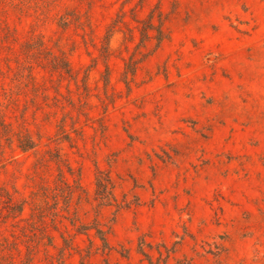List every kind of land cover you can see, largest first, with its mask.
Instances as JSON below:
<instances>
[{"label": "rangeland", "instance_id": "obj_1", "mask_svg": "<svg viewBox=\"0 0 264 264\" xmlns=\"http://www.w3.org/2000/svg\"><path fill=\"white\" fill-rule=\"evenodd\" d=\"M0 264H264V0H0Z\"/></svg>", "mask_w": 264, "mask_h": 264}]
</instances>
